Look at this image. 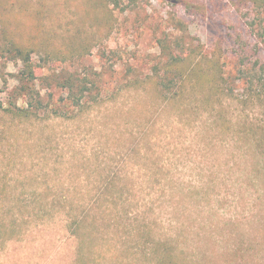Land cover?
I'll return each instance as SVG.
<instances>
[{"label":"rangeland","instance_id":"rangeland-1","mask_svg":"<svg viewBox=\"0 0 264 264\" xmlns=\"http://www.w3.org/2000/svg\"><path fill=\"white\" fill-rule=\"evenodd\" d=\"M254 22L248 0H0V264H78L82 244L86 264H154L142 253L162 240L200 264H264V154L231 132L263 118L264 101H239L248 56L264 60ZM17 49L32 120L11 113L27 108ZM170 54L221 77L220 104L202 87L165 103L146 83ZM68 77L88 89L81 109ZM81 216L94 240L69 232Z\"/></svg>","mask_w":264,"mask_h":264},{"label":"trees","instance_id":"trees-1","mask_svg":"<svg viewBox=\"0 0 264 264\" xmlns=\"http://www.w3.org/2000/svg\"><path fill=\"white\" fill-rule=\"evenodd\" d=\"M108 3L115 7H119L120 0H106ZM249 5H251L254 13L255 20L254 24L264 30V0H248ZM252 52V49L248 47V53ZM16 55L23 62V69L19 76L16 78L18 81L19 90L16 91L20 97L25 99L27 108H18L17 112H11L13 117L23 118L25 120H32V116L36 115V112L41 108V97L40 92L35 89V75L32 63L30 62V55L27 51H22L20 49L16 50ZM252 57L248 56V67L246 68V73L242 82H244L243 88L245 93H243L239 101L243 105H248V107L263 105L264 101V60L257 58L252 62ZM192 64V63H191ZM163 73L156 76H150L147 78V83L154 85L162 96V100L167 102H177L182 101L187 97V93L194 91L197 87L207 90V103L220 104L219 94L222 92L220 88V78L219 76H214V74L208 73L200 67L199 61L191 65L190 68H186V65L181 62L178 58H174L170 54L167 64L163 68ZM221 74V73H220ZM85 86V85H84ZM62 88L68 89L70 92L68 94L67 103L76 109H81L83 107L85 96H87L88 89L79 86V83L74 81L71 77L66 78L63 82ZM86 87V86H85ZM190 88V89H189ZM72 92V93H71ZM71 93V94H70ZM209 112L217 111V114L222 118L223 108L218 105L215 108L214 105H210ZM55 112V111H54ZM263 118L259 122L245 121L242 123L235 124L232 128V133L234 132L239 139L244 140L246 147L248 143L254 148V151L260 154H264V111ZM15 115V116H14ZM239 119H241L239 117ZM249 140V142H248ZM40 195H38L39 199ZM87 217H80L78 220L72 218L68 225L69 232L74 235L79 240L84 241L87 237L89 241L94 240L92 235V229H96V219L92 220V226L86 221ZM88 226H90L88 228ZM95 227V228H94ZM91 230H88L90 229ZM241 244V241L239 242ZM238 243V244H239ZM152 246L144 250L145 254L142 253V257L149 256L150 259L154 260V264H200L194 257L187 256L182 252H178L174 245V241L162 240V241H152ZM82 244L79 250L80 255L84 256L82 259H78V264H86V256L84 255L85 248ZM89 254V252H88ZM107 255V256H105ZM98 255V257L90 259L88 264H109L113 261V264H133V261L139 255L137 252L131 253V256H126L125 258H119V252L108 251V254ZM146 255V256H145ZM123 255H121L122 257ZM130 257L132 260H130ZM88 259V257H87ZM134 259V260H133ZM109 262H108V261ZM202 264V263H201Z\"/></svg>","mask_w":264,"mask_h":264}]
</instances>
